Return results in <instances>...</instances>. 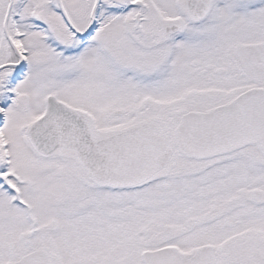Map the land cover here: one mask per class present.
I'll use <instances>...</instances> for the list:
<instances>
[{"label":"snow or ice","instance_id":"snow-or-ice-1","mask_svg":"<svg viewBox=\"0 0 264 264\" xmlns=\"http://www.w3.org/2000/svg\"><path fill=\"white\" fill-rule=\"evenodd\" d=\"M0 264H264V0H0Z\"/></svg>","mask_w":264,"mask_h":264}]
</instances>
